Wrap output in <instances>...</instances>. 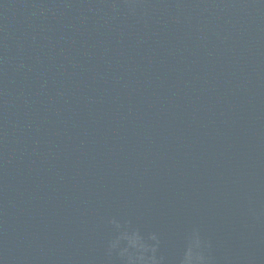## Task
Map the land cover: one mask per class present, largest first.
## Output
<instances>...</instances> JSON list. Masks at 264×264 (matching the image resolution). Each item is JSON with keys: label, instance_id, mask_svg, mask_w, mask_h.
<instances>
[{"label": "water", "instance_id": "water-1", "mask_svg": "<svg viewBox=\"0 0 264 264\" xmlns=\"http://www.w3.org/2000/svg\"><path fill=\"white\" fill-rule=\"evenodd\" d=\"M137 2L0 0V264H106L113 217L264 264V0Z\"/></svg>", "mask_w": 264, "mask_h": 264}, {"label": "clouds", "instance_id": "clouds-1", "mask_svg": "<svg viewBox=\"0 0 264 264\" xmlns=\"http://www.w3.org/2000/svg\"><path fill=\"white\" fill-rule=\"evenodd\" d=\"M130 11L135 12L137 0H126ZM256 220L264 219V209H249ZM113 235L105 245L106 264H219L213 254V244L202 235L200 229L193 228L185 236V243L179 257L170 262L161 252L160 236L156 232L144 233L134 227L129 220L115 217L108 220ZM226 264H231L226 259Z\"/></svg>", "mask_w": 264, "mask_h": 264}]
</instances>
